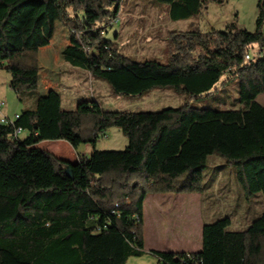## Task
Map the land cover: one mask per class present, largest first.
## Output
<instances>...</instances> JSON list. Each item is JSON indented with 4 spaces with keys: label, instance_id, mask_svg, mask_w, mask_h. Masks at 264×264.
<instances>
[{
    "label": "trees",
    "instance_id": "16d2710c",
    "mask_svg": "<svg viewBox=\"0 0 264 264\" xmlns=\"http://www.w3.org/2000/svg\"><path fill=\"white\" fill-rule=\"evenodd\" d=\"M123 1L0 0V70L22 104L35 96L13 125L0 124V264H127L145 254L157 264H264V213L242 231L229 217L205 224L199 252L146 253L143 240L145 198L203 193L213 154L234 168L246 197L264 195V106L256 101L264 94V0L257 3L255 32L235 24L168 32L167 63L136 61L106 38ZM155 1L170 7L173 21L197 18L206 2ZM57 23L67 31L63 60L114 93L143 97L171 89L188 102L126 112L92 99L67 110L59 92L41 95L40 49L50 45ZM224 74L239 79L241 108L189 102L212 95ZM17 128L29 136L15 137ZM113 128L128 146L98 149ZM48 140L94 151L72 164L36 146Z\"/></svg>",
    "mask_w": 264,
    "mask_h": 264
},
{
    "label": "rangeland",
    "instance_id": "374dc122",
    "mask_svg": "<svg viewBox=\"0 0 264 264\" xmlns=\"http://www.w3.org/2000/svg\"><path fill=\"white\" fill-rule=\"evenodd\" d=\"M150 1H152L154 4H150L149 2H142L134 5L135 3L127 2L123 5V7H136L140 9L169 8L167 4H161L155 0ZM219 1H221V3ZM203 13L205 14L203 15ZM257 13V0H215V2L211 1L207 5V9L202 11V15L200 14L197 18L194 19V21L196 20V24L202 26L203 24L205 25L212 20H214L213 22L216 23L217 20L226 21L230 17H233L234 20H239V22H241V24H243L248 29L255 31ZM161 17H163V15ZM182 23L183 22H180L178 25H183ZM128 25V29H130V23H128ZM115 31L116 27L108 28L106 38L114 41L115 46L123 54L135 59L136 61L141 62L145 60H154L162 63L168 62L170 56V48L168 42L166 47L162 45L161 47L155 49H146L144 47H141V45L140 47H132L131 43L125 46L124 41L121 42L116 39ZM66 39V29L61 23H57L54 41L46 47V49H48V52L51 53V58L48 60V62H46V64H40L42 70L40 75L39 92L43 96L47 95L49 93L47 85H49L48 83L50 81V84L53 86V88L62 91L65 99L67 98L68 94L74 95L76 97L75 106L72 107V105H68L66 101L64 105L66 109H75L78 102L82 100L94 99V92H96L97 86L99 85L97 81L100 80H98L96 77H92L85 70L72 67L62 58H60L59 61H56L57 48L60 47L59 50H61V46L65 44ZM59 41L63 42V44L61 43V46H58L57 44L59 43ZM68 68H71V71H68ZM79 75H84L86 77V83L82 82V84L80 85L79 82H72V77L80 78ZM102 83L104 87H107L106 89H111L105 82L102 81ZM83 88L85 89L84 91ZM77 90L79 92H77ZM111 93V101L114 103L113 108L118 111L126 112H159L163 109L183 106L186 102H188V98L185 95L177 94L171 89H155L143 97L119 95L114 93L113 91ZM11 95H14L15 98L18 97L16 92L11 88L10 75L5 71L0 70V100H3L6 104L4 108L5 113H7V109H11L14 106L12 102L13 96ZM34 99L35 96H28L27 101H25L23 104V107L28 108V106H33L32 102ZM256 101L264 106V94H261ZM189 102L195 106H199L202 108H212L219 110L241 108L242 105L239 102V79L232 78L230 74H224L221 78V81L215 87L212 95L199 100L190 98ZM113 130H116L117 134H113V132H111ZM106 134L110 138V141L107 140V137H101L98 141L99 147L101 145L100 148H102V150H123L128 146V139L120 129H110ZM204 183L208 187L207 189L211 190V192L213 193V197L215 198L214 206L211 207L209 205L211 204V202L207 204V206H209V209L211 210V218H213L211 219L212 221L209 222H213L227 216L231 218L233 222L232 228L238 231H242L245 230L250 224H252L264 213L263 193H256L254 195H251L250 197H246L242 187L236 181L234 168L227 166L226 159L217 154L209 156L208 166L204 170ZM220 196H222L223 198L224 196H226L227 199L231 200V204L228 205V203H226L225 201L223 203V201L221 200L219 202V206H216L218 204L216 203V201H218L217 199ZM228 208H235V213H232L231 215L229 213L224 214V210ZM204 212H206V210ZM127 264L151 263L146 259L131 258V260L128 261Z\"/></svg>",
    "mask_w": 264,
    "mask_h": 264
},
{
    "label": "crops",
    "instance_id": "0c3cea01",
    "mask_svg": "<svg viewBox=\"0 0 264 264\" xmlns=\"http://www.w3.org/2000/svg\"><path fill=\"white\" fill-rule=\"evenodd\" d=\"M211 1L215 2V0H206L203 10L207 9V5ZM127 2L135 3L134 5L142 2H149L150 4H154L150 0L123 1L119 12V18L113 23L111 28L116 27L115 37L121 42L124 41L125 46L131 43L132 47H140L141 45V47H144L146 49H155L161 47L162 45L166 47V35L168 32L172 30H188L196 27H198L203 32H210L215 29L225 30L230 24H235L239 29H244L249 32H255L245 27L243 24H241V22H239V20H234L233 17H230L226 21L217 20L216 23H214V20H212L211 22H208L205 25L203 24L202 26H199L198 24H196V20L194 21L195 18L189 20L173 21L170 16V7L168 9H140L136 7H123V5ZM204 14L205 13H203V15ZM162 15L163 17H161ZM180 22H183V25L179 26L178 24ZM128 23H130L132 31L131 28L128 29ZM54 37L51 40V43L54 41ZM61 43L63 44V42L59 41V43H57L58 46H61ZM67 45L68 40L66 39L65 44L61 46V50H59L60 47L57 48L56 61H59L60 58H62L61 53L67 47ZM40 55V64H46V62H48V60L51 58V53L48 52V49H46V47L40 49L39 56ZM68 69V71H71V68ZM41 70L42 67L40 65V75ZM79 77L80 78L72 77V82H79L80 85L82 84V82L86 83V77L84 75H79ZM97 82L99 85L97 86L96 92H94V100H96L100 104V106L105 110H115V108H113L114 103L111 101V89H106L107 87H104L101 80ZM50 83L51 82L49 81L47 89L49 91L55 90L62 95L63 108H65V101L68 105H72V107L75 106L76 97L74 95L68 94L67 98L65 99L62 94V91L53 88ZM84 90L85 89L83 88V91ZM77 92L79 91L77 90ZM11 96H13L12 102L14 106L11 109H7L6 114L9 117H12L16 114H21L23 109V104L18 100V97L15 98L14 95ZM67 110L73 109L67 108ZM111 132H113V134H117L116 130H113ZM28 136L29 133L27 131H23L19 135V138L23 140L26 139ZM102 137H107V140L110 141V138L107 136V134ZM36 146L45 149L58 156L59 158L66 160L72 164L78 163L79 160L83 157H90V155L94 151V147L91 145H81L77 149H74L69 143L62 140L42 141ZM96 147L102 150V148H100L101 145L99 147V143H97ZM222 196L218 197V201H216V203L218 204L216 206H219V202L221 200L223 201V203L225 201L226 203H228V205H230L231 200L227 199L226 196H224V198ZM214 199L215 198L213 197V193L210 189H206L203 193L199 194H149L145 198L143 206V240L144 249L146 253H149L150 251L175 253H192L201 251L203 245V227L205 224L215 222H209L212 221L211 219L213 218H211V210L209 209V206H207L209 202H211V204H209L211 207L214 206ZM205 210L206 212H204ZM223 213H229L231 215L232 213H235V208H228L224 210ZM136 259H146L151 264H157V260L151 255L149 256L147 254H145L141 258ZM130 260L131 259H129V261Z\"/></svg>",
    "mask_w": 264,
    "mask_h": 264
},
{
    "label": "built area",
    "instance_id": "2783aa9c",
    "mask_svg": "<svg viewBox=\"0 0 264 264\" xmlns=\"http://www.w3.org/2000/svg\"><path fill=\"white\" fill-rule=\"evenodd\" d=\"M247 58L250 59V56H247ZM5 105H6L5 102L3 100H0V124L13 125L15 121L20 117V115L16 114L12 117L7 116V114L4 111ZM21 133H22V129L17 128L16 131L14 132V136L17 137Z\"/></svg>",
    "mask_w": 264,
    "mask_h": 264
},
{
    "label": "water",
    "instance_id": "95a60500",
    "mask_svg": "<svg viewBox=\"0 0 264 264\" xmlns=\"http://www.w3.org/2000/svg\"><path fill=\"white\" fill-rule=\"evenodd\" d=\"M65 174L70 177L73 178V172H72V168L71 167H67Z\"/></svg>",
    "mask_w": 264,
    "mask_h": 264
}]
</instances>
